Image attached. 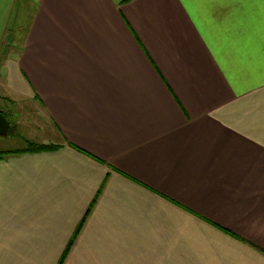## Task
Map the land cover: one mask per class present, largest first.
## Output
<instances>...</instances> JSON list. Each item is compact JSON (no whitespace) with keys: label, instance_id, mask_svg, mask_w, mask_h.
I'll return each mask as SVG.
<instances>
[{"label":"crops","instance_id":"crops-1","mask_svg":"<svg viewBox=\"0 0 264 264\" xmlns=\"http://www.w3.org/2000/svg\"><path fill=\"white\" fill-rule=\"evenodd\" d=\"M7 36L59 147L0 159V264H264V0H0Z\"/></svg>","mask_w":264,"mask_h":264},{"label":"rangeland","instance_id":"rangeland-1","mask_svg":"<svg viewBox=\"0 0 264 264\" xmlns=\"http://www.w3.org/2000/svg\"><path fill=\"white\" fill-rule=\"evenodd\" d=\"M14 47L19 48V46H13L12 42H10V37L7 36L3 44L2 54L0 56V80L3 77H10L9 83L11 90V93H8V90L3 89V85L1 86L2 93H8V96H4L2 93H0V110L4 112L5 116L11 123H13L14 120L18 121L20 129V134L17 133L15 137L13 136L8 138L9 142L7 148L9 149L6 150H10L11 148H23L25 145V138H22L23 136L33 138L35 140H42V136L44 133V131L41 130L43 129L41 123L36 122L40 119L41 114L39 110L30 102H28L25 97H20V94L17 93L19 92V90H25V86L23 84L22 77L19 73L18 68L13 63L9 64L10 67H7V64L5 65L6 58L9 55V57L11 58V56L14 54L11 53L12 49L16 50ZM14 56L15 55H13V57ZM10 72L11 74L9 75ZM16 99H18L19 101H17ZM23 99H25L26 101H24ZM29 104H31L33 107ZM18 116L19 118L17 119ZM10 135H12V133ZM1 138L2 137L0 136V139Z\"/></svg>","mask_w":264,"mask_h":264},{"label":"trees","instance_id":"trees-1","mask_svg":"<svg viewBox=\"0 0 264 264\" xmlns=\"http://www.w3.org/2000/svg\"><path fill=\"white\" fill-rule=\"evenodd\" d=\"M1 112H3V111H1ZM24 143H25V145L21 149L18 148V149H10V150H0V159L5 158V157L10 156V155L20 154L23 151H38V150H43V149L46 150V149H54V148L59 147V145L38 143V142H35V141H33L31 139H28V138L24 139ZM99 194H100V192L97 194V196H99ZM90 210H91V208L89 209V211L87 212V214L83 218L80 227L78 228V230L75 233V236H76L77 232H79L81 226L84 224V222H85ZM75 238L76 237H74L73 240L71 241V243L68 244L67 250L63 253V255H62V257H61V259H60L58 264H63L64 263L67 255H68V252H69V250L71 249V247L73 245V241L75 240Z\"/></svg>","mask_w":264,"mask_h":264},{"label":"water","instance_id":"water-1","mask_svg":"<svg viewBox=\"0 0 264 264\" xmlns=\"http://www.w3.org/2000/svg\"><path fill=\"white\" fill-rule=\"evenodd\" d=\"M11 133H17V124H11L5 114L0 111V136H6Z\"/></svg>","mask_w":264,"mask_h":264},{"label":"flooded vegetation","instance_id":"flooded-vegetation-1","mask_svg":"<svg viewBox=\"0 0 264 264\" xmlns=\"http://www.w3.org/2000/svg\"><path fill=\"white\" fill-rule=\"evenodd\" d=\"M12 124V123H11Z\"/></svg>","mask_w":264,"mask_h":264}]
</instances>
